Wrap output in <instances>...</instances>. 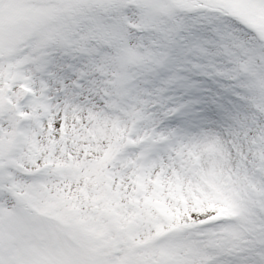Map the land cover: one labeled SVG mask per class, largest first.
<instances>
[{"label": "snow or ice", "instance_id": "1", "mask_svg": "<svg viewBox=\"0 0 264 264\" xmlns=\"http://www.w3.org/2000/svg\"><path fill=\"white\" fill-rule=\"evenodd\" d=\"M0 264H264V0H0Z\"/></svg>", "mask_w": 264, "mask_h": 264}]
</instances>
